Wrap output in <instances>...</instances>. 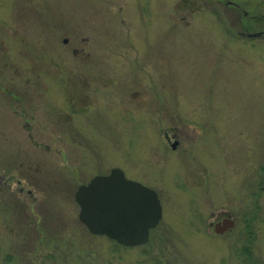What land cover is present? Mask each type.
<instances>
[{
  "label": "rangeland",
  "instance_id": "obj_1",
  "mask_svg": "<svg viewBox=\"0 0 264 264\" xmlns=\"http://www.w3.org/2000/svg\"><path fill=\"white\" fill-rule=\"evenodd\" d=\"M232 4L0 0V175L14 179L0 184V264H264V34L241 35ZM71 92L85 96L72 135L68 114L58 129L45 122L69 110ZM135 154L155 166L153 154L193 156L182 160L187 186L183 170L161 175L166 212L149 239L122 245L87 230L67 181L54 188L61 174L75 189L113 166L137 177ZM230 194L240 220L251 212L249 235L242 221L233 236L203 233L218 206L198 216L192 200Z\"/></svg>",
  "mask_w": 264,
  "mask_h": 264
},
{
  "label": "water",
  "instance_id": "obj_2",
  "mask_svg": "<svg viewBox=\"0 0 264 264\" xmlns=\"http://www.w3.org/2000/svg\"><path fill=\"white\" fill-rule=\"evenodd\" d=\"M74 198L79 205L78 218L91 233L105 234L124 245L145 242L161 216L156 192L127 178L119 167L79 184Z\"/></svg>",
  "mask_w": 264,
  "mask_h": 264
},
{
  "label": "flooded vegetation",
  "instance_id": "obj_3",
  "mask_svg": "<svg viewBox=\"0 0 264 264\" xmlns=\"http://www.w3.org/2000/svg\"><path fill=\"white\" fill-rule=\"evenodd\" d=\"M23 93L19 94L22 96ZM69 94V96H68ZM21 96L17 97L20 98ZM85 96H81L79 98L76 99L75 93L71 92V93H67V98H68V105H69V110L67 112H60L58 110H56V117L49 119L47 118L45 121L47 123L51 125H53L54 127H56V129H58V126L60 125L59 121H60V117L61 115H65L68 114V120L70 121V124L68 122V127H69V134L72 135L74 133V124H75V120L73 117L74 113H81L83 110H85L82 104H80L79 106L77 105V101L80 99H83ZM152 105L149 104V108H151ZM43 111L42 114H45L47 111L48 114H53L54 109L52 108H48L45 110H41ZM55 113V111H54ZM72 119V120H71ZM40 122H44L43 120H39ZM73 121V122H72ZM164 136H165V141L168 142V146L171 147L172 149H176V147L179 145L180 140L177 138V133L176 132H164ZM176 142L175 146L172 147V143ZM46 148H48V146H46ZM40 154V153H39ZM149 155V154H148ZM170 155H173L175 157H177V159H175V161H170L171 159H165L167 156L170 157ZM187 155H192L193 154H153V158L158 159V164L155 166V164L153 162H148L145 159L141 158L140 154H135L134 159H135V163H136V170L137 172V177H134L133 179L140 181L142 184L154 189V191L157 194V197L159 199L160 205H161V216L159 217L157 223L155 226H157L161 221L162 218L165 215L166 212V208H165V201L162 198V196H164V187L165 185L163 184V180H162V176L164 175V173L166 172V170H168V166L172 167L173 170L175 171H180L183 170V177H184V171H185V165L183 164L182 160H184L185 156ZM46 157V154H45ZM29 159H27L28 161ZM261 163L259 166V172L262 174L261 179L259 180L260 182H258V188L260 190H262L264 188L263 182H264V159H261ZM30 161V160H29ZM10 163V162H9ZM180 166V167H179ZM182 166V167H181ZM111 168V167H110ZM121 168V167H120ZM146 168V169H145ZM183 168V169H182ZM35 169L38 170L39 167L37 165H35ZM123 169V168H122ZM146 172H144V171ZM124 171V170H123ZM138 173H143L149 176H152L153 174H155V176L153 177L152 180H150V183H146L141 181L138 178H141L139 176ZM44 174V173H43ZM42 174V175H43ZM50 175H53V172H49ZM46 175V173L44 174ZM180 173L179 172H174L172 179L176 180L177 176H179ZM12 176L5 178L4 175H0V184L5 185L6 188L11 189L12 188V180H14L13 178L11 179ZM30 181L33 182L34 177L30 176ZM182 177V178H183ZM71 179L70 176H68V178L65 176V174H61L60 177V182H57V187H55V190H59L61 189L63 191V193L65 192V181H67V186H68V191L73 192L74 194V186L72 184V182L69 180ZM184 179V183L180 184L181 186H187V180H189V178H183ZM36 181H39L42 184V179H37ZM33 182V183H36ZM186 183V184H185ZM15 184L18 185V192L23 193V191L26 194V197L28 198H35L34 197V192L33 189L30 185H24L23 181L19 178L15 179ZM37 184V183H36ZM43 185V184H42ZM44 185L49 186V182L46 179L45 176V182ZM59 188V189H58ZM217 190V188L214 187V189H212V191ZM233 195H229L228 199H225L222 197V199L220 198L221 196L218 195L217 198L215 199H211V198H206V199H195L192 200L194 202L195 208L199 207H207V206H218L217 209L211 210L208 212V216L206 217V219L204 220V222H201V231L203 233L209 234V235H214L217 237H229V236H233L235 235L236 231V225L238 224V222L242 221L243 223V230H241L243 232V234L245 236L249 235L250 231H251V221H252V217H251V212L250 211H246L242 214L241 220L239 219V214H236L232 209L230 208V205L234 204V199H231L230 197H232ZM255 202L257 201V198L254 200ZM185 202V204H182L181 206H185L187 205L188 202H190V200L188 201H183ZM182 203V202H181ZM252 204V203H251ZM250 202L247 203L248 206H251ZM192 209V208H191ZM195 210H197V215L200 216L202 215L204 212L207 215V210L204 209H194L193 211L195 212ZM152 227L150 229L149 232H151L154 228ZM237 236V235H236Z\"/></svg>",
  "mask_w": 264,
  "mask_h": 264
},
{
  "label": "trees",
  "instance_id": "obj_4",
  "mask_svg": "<svg viewBox=\"0 0 264 264\" xmlns=\"http://www.w3.org/2000/svg\"><path fill=\"white\" fill-rule=\"evenodd\" d=\"M237 10L236 18L241 24L240 34L245 37L249 33L264 34V0H229Z\"/></svg>",
  "mask_w": 264,
  "mask_h": 264
}]
</instances>
